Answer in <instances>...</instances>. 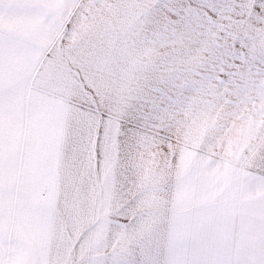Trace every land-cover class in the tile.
Wrapping results in <instances>:
<instances>
[{
  "label": "snow or ice",
  "instance_id": "snow-or-ice-1",
  "mask_svg": "<svg viewBox=\"0 0 264 264\" xmlns=\"http://www.w3.org/2000/svg\"><path fill=\"white\" fill-rule=\"evenodd\" d=\"M0 264H264V0H0Z\"/></svg>",
  "mask_w": 264,
  "mask_h": 264
}]
</instances>
